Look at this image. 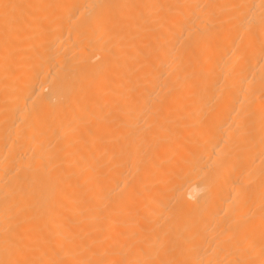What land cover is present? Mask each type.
<instances>
[{
	"label": "bare ground",
	"instance_id": "6f19581e",
	"mask_svg": "<svg viewBox=\"0 0 264 264\" xmlns=\"http://www.w3.org/2000/svg\"><path fill=\"white\" fill-rule=\"evenodd\" d=\"M0 264H264V0H0Z\"/></svg>",
	"mask_w": 264,
	"mask_h": 264
}]
</instances>
